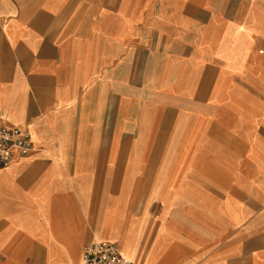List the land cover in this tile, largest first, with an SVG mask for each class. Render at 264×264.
<instances>
[{
	"label": "crops",
	"instance_id": "1",
	"mask_svg": "<svg viewBox=\"0 0 264 264\" xmlns=\"http://www.w3.org/2000/svg\"><path fill=\"white\" fill-rule=\"evenodd\" d=\"M0 264H264V0H0Z\"/></svg>",
	"mask_w": 264,
	"mask_h": 264
},
{
	"label": "built area",
	"instance_id": "2",
	"mask_svg": "<svg viewBox=\"0 0 264 264\" xmlns=\"http://www.w3.org/2000/svg\"><path fill=\"white\" fill-rule=\"evenodd\" d=\"M33 151L31 134L23 127H0V170L8 168L16 157ZM83 264H135L123 256L115 243L94 241L83 251Z\"/></svg>",
	"mask_w": 264,
	"mask_h": 264
}]
</instances>
